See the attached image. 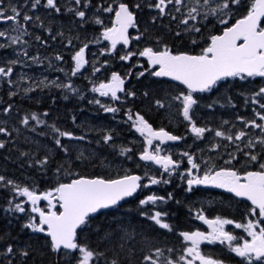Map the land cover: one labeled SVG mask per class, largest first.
<instances>
[{"label": "snow or ice", "instance_id": "obj_1", "mask_svg": "<svg viewBox=\"0 0 264 264\" xmlns=\"http://www.w3.org/2000/svg\"><path fill=\"white\" fill-rule=\"evenodd\" d=\"M38 9L49 10V16L52 13L57 15L62 13L60 0H22V2L0 0V41H2L0 50L12 49L15 56L13 59H0V81L6 82L9 86H16L27 80L29 86L23 89L25 94L35 91L38 87L42 89L53 86L73 94L78 93L79 90L73 86L71 77L82 75L86 67L91 68L93 76L100 73L102 68H106L110 63L109 60H104L97 67L96 63L100 62L97 60L93 63L89 59V54L91 44L107 41L108 44L99 49L100 56L118 58L123 62H131L134 57H142L147 67L144 64H130L124 75L112 71L106 82L93 84L91 92L118 104L126 102L127 98L136 99V91L127 89L125 85L132 78L133 68L139 67L142 70L136 74V79L146 76L156 78L155 84L149 85V88L164 93L162 98L154 99L153 107L157 110H166L170 122L174 112H178L187 122L186 131L193 137V144L196 141L207 140L206 134L209 133L212 134V141L216 138L227 141L228 143L223 145L227 158L221 154L222 145L219 142L212 143L209 149L216 153L218 159L198 155V152L205 151L198 145L197 151L184 150L174 153L164 146L169 142L184 141L187 139L186 136L174 134L164 127L155 128L139 111L134 112L131 108H127L124 110L127 117L124 122L144 138L139 161L145 162L146 169L150 165L158 166V175L149 174V170H145L143 175L125 170L122 175L117 174L113 178L102 175L84 176L69 171L67 174L74 178L63 182L60 177L65 165L58 164L55 168L56 183L53 187L41 191L36 185H22L0 174V188L7 189L11 193L7 207L3 211L15 215L16 219L23 216L21 229L42 235L44 237L42 248L62 256L64 264H99L101 259L106 257V253L93 249L79 239L86 230L90 229L97 214H101L103 210L116 208L121 202L136 197L138 193L154 185H170L173 183L172 176L176 175L183 182L184 191L187 193H193L194 189L200 186L223 189L227 193L234 194L235 197L250 201L251 207L242 221L219 215L209 219L204 215L203 208L198 209L195 212V219L203 221L210 231L179 232V236L187 244L183 248V253L175 259L165 256L161 248L153 250L145 239L144 243L148 250L140 249L143 254L139 264H197V262L225 264L222 259L203 254L201 251L203 243L225 245L231 253L240 258L239 264H264V102H262L264 86L245 96V106L251 104L258 106V109L252 108L253 118L237 116L236 119L242 127L235 132L231 129L236 128L237 125L229 120L221 121L220 128H211L207 125H198L194 119L202 101V97L197 94L212 93L214 89L220 87L221 82L229 78L240 81L264 78V0H111V2L103 0L102 3H94L93 0H65L63 12L70 13L78 19L80 29H84L85 25L95 24L102 26V31L98 36L91 39L86 37L85 40H80L77 35L75 39L80 41L78 48L73 45V40L69 39L66 47L71 46L75 50L70 56L71 61H74V68L69 73H65L68 82H57L59 80L57 78L48 83H46L47 77L33 82L31 77L26 78L23 73H20L16 79L12 78L16 66L30 67L21 57L39 66L43 65L38 55L29 56L27 47L29 42L24 39L25 36L31 35L30 24L32 27L45 28L41 16L36 14ZM145 10H148V18L142 21L140 16ZM104 13L109 14L110 24H105L104 19L101 18ZM165 17L175 21L176 27L173 28L171 24L164 25L162 21ZM230 20L234 22L230 24ZM213 21L224 27L219 33L204 37V31ZM4 25L7 27H2ZM154 27L164 28L165 32L181 41L186 37L191 45L199 48V52L193 54L191 51L174 50L173 46L165 41L163 35H150ZM45 30L52 40L64 35L62 31L53 35L50 27ZM130 30H135L136 34L131 35ZM35 39L42 45H48V41L42 40L39 35ZM142 40L145 41L142 48L133 47V41L139 43ZM118 46H122L123 54L118 50ZM91 55L96 56L95 53ZM45 59L48 60L49 68L55 67L51 58ZM54 59L64 61V56L57 53ZM55 70L65 71L63 68ZM165 78L178 82L183 89L173 95L171 91L162 87L161 81ZM16 95H18L16 91L9 92L10 98ZM141 95L148 98L150 92L144 91ZM64 98L67 99L68 96L65 95ZM223 99L227 105L236 107L230 96ZM89 103L98 105L104 113L114 114L113 118L122 111L121 107L103 103L101 99L95 97ZM217 104H220V100H212L204 107L213 109ZM220 106L223 107L224 104ZM12 109L13 106L9 104L3 109V113L7 115ZM42 115L46 117L48 113L44 112ZM72 119L75 123V117ZM31 121H35L36 125L47 124V121L41 119L35 112L20 119V123L26 128H29ZM229 124L231 128L227 131L222 130L224 125ZM48 127L54 133L56 148L69 161L74 162L70 149L62 143V138L70 141H85L87 137L61 130L55 124ZM248 128L259 129V135L254 137L246 131ZM29 130L35 132L36 127H30ZM13 131L19 132V129L13 128L10 131L3 122H0V135L11 137ZM39 134L47 135V133ZM101 142L105 145L112 142L110 147L116 148L111 131H106L97 141L98 144ZM6 143L5 140H0V149H5ZM230 147L234 150L228 151ZM28 155L27 152H21L22 157ZM119 155L131 160L135 153L130 147H120ZM95 159H99L95 153H89L86 157L83 151L75 157V160L89 163ZM51 160L50 155H45L29 166L38 165L46 172ZM218 160L222 163H218ZM237 164L240 167H237ZM20 197L24 199L19 200ZM168 201L181 203L175 200L172 192L166 195L147 194L138 200L141 209L139 215L153 221L161 229L173 231V226L165 221L169 216L166 210L152 211L148 207L166 204ZM41 202H46V206H41ZM229 225L234 226L235 229H242L246 236L227 230L226 226ZM136 235L135 229L129 230V227L120 222L115 228L106 231L101 239L107 242L115 241V244L112 258L106 260L105 264H134ZM9 239H11L9 233L0 235V264H13V261H16V264L21 262L28 264V258L39 251L31 243L17 248L14 243L7 242ZM167 251L171 253L173 249Z\"/></svg>", "mask_w": 264, "mask_h": 264}, {"label": "trees", "instance_id": "obj_2", "mask_svg": "<svg viewBox=\"0 0 264 264\" xmlns=\"http://www.w3.org/2000/svg\"><path fill=\"white\" fill-rule=\"evenodd\" d=\"M233 22L234 21H231V23ZM221 29L222 27L215 28L212 34L219 33ZM208 33L209 32H207L206 34ZM162 35L164 37H172V35L167 36V34L165 33H163ZM165 41L169 43L170 46H173L175 48L172 42L168 40ZM176 42L177 45H185V43L179 40H176ZM183 50L188 51L187 49ZM103 61L104 60H102V62ZM108 66L113 65L109 63ZM131 79L132 80L127 89L136 91V99L127 98L126 102L122 104H118L117 102L112 103L113 105L122 108L121 112L115 114V118H113L114 114L104 113L101 110V117L99 119V122L97 121L98 126L93 130L88 129L91 124H89L87 120H84L83 117L77 113V109L74 108L78 105H82V102L78 101L77 103H74L75 99L73 98V96H70V102L66 107H60L61 109H64L65 112L53 111L52 117H50L49 119L42 114L37 113L41 115V119L47 121V124L37 126L33 121H31L30 126L27 129L29 130L30 127H36L35 132H32L30 130L28 131L29 134L33 136V138H29L25 135H21L20 138H17L16 135H12L9 139L5 137V141L7 142L5 153H0V174L13 179L14 181L22 185H36L41 191L53 187L56 183L55 168L58 164L65 165L64 171L60 177L63 182H68V180L74 178L73 176L67 174L69 171L78 172L84 176L102 175L105 177L113 178L117 174L122 175L125 170H131L133 173L141 175L144 174L145 170H149V174L158 175L159 169H156L152 166H149V168L146 169L145 165L141 164L139 161V152L143 148L144 141L141 137L137 138L133 128H131L129 124L124 122L127 120V117L124 113V110L127 108H131L134 112L139 111L142 115L145 116L146 119L149 120L150 123L153 124V127L155 128L164 127L174 134L186 136L187 139L191 137L189 140L186 139L184 141H181L177 146L178 148L189 151H197L198 145L200 148L205 149L203 153L198 152V155H204L205 158H207L208 156L217 158L216 153L210 151L209 149L211 148L212 143L219 142L222 145L220 152L225 156V158H227V155L223 148V145L228 143L227 141H221L220 138H216L215 141H212V134L209 133L206 134V136L208 137V139L205 140L206 142L203 140L197 141L195 144H193V137L186 131V121L183 123L185 129L184 132L180 133V131L177 129V122L175 121V119L179 118L178 112H174V115L170 122L166 110H157L155 107H153L154 99L162 98L164 95V93L156 92L155 88H149V85L155 84L154 79L150 78L145 85H143L139 81H134L133 77ZM161 83L164 84L162 85V87L166 90L171 91L173 95H175L177 91L183 89L180 86L172 85L170 83ZM262 86H264V78H253L245 81L228 80L222 82L220 87L218 89H214L212 93L199 95L202 97L200 108H203L201 109V111L203 112H195L194 119H196L198 125H207L211 128H220L221 121L229 120L230 122L237 125L236 128L231 129L233 132H235L240 127H242L236 117L245 116L248 118H253L252 108L255 107L258 109V106L251 104L246 107L244 104L245 96L251 94L255 90H258V88ZM144 91L150 92L148 98H145L141 95V93ZM241 93H244L245 95L242 96L240 95ZM227 96H230L232 98L233 103H235L236 105L235 108L227 105L226 101L223 99ZM212 100H220V104H217L213 109L204 107V105ZM221 104H224V106L221 107ZM22 108L26 111L25 106H22ZM25 111L21 112L20 116L28 115ZM73 117H75V123H73ZM20 119L21 117L14 116V119L12 120V124L15 125L14 127H18L17 125L21 124ZM57 119L64 121L66 124L70 123L68 126L69 131L73 132L74 134L78 136L85 135L87 139L85 141H80V143L84 144L82 145L83 150L81 151L84 152V155L86 157L89 155V153H95V155L98 156L99 159H95L91 163H89L88 161L75 160V157L79 155L81 151L75 152L74 150L72 151L71 148H69L72 160L74 161L72 162L69 161L63 155V153L59 152L54 143V133L52 132L51 128L48 127V125L51 124H55L58 127ZM76 122L78 124L85 125L84 128L88 130H83V132H81L82 130H79L80 127L75 126ZM229 128H231V124L224 125L222 130L227 131ZM106 131L112 132L116 145L115 149L110 147V144L112 142H110L109 145H105L102 142L99 144L97 143V141L100 140V138ZM246 131L251 133L254 137L258 136L260 133L259 129L248 128L246 129ZM39 133H47V135H40ZM40 138L43 139L46 144L55 151V158L50 161L49 165L47 166L46 172L42 170L38 165L32 167L29 166L30 163L35 164V160H38L46 155L45 153H43L41 148L35 147L36 141L41 142ZM67 142L70 144L79 143V141H70L66 138H62V143L66 144ZM120 147L132 148L133 153H135L133 158L129 160L124 156H120ZM233 150L234 149L231 147L228 149V151ZM21 152H27L29 153V155L22 157ZM174 158L176 157L174 156ZM218 163H222V161L218 160ZM137 165H139V167H137ZM236 166L240 167L239 164H237ZM172 181L173 183L170 185H154L149 189H144L142 193H139L136 197L124 202L121 206L109 209L97 215L96 219L92 221L90 229L86 230L79 237V239L82 243L88 244L93 249L106 253V257L101 259L99 264H105L106 260H110L112 258L115 241L107 242L103 241L101 238L106 231L115 228L118 222L122 223L126 227H129V230L135 229L137 233L134 245L136 250V254L133 257L134 264H139V259L143 254L140 249L144 248L145 251L148 250L144 243L145 239L151 245L153 250L155 248H161L164 250L165 256H170L173 259L177 258L183 253L185 241H183V238L179 236V232L192 231V229L200 227L201 225L198 223V220L195 219V212L197 210L195 209L194 194L184 191L185 186L183 185V182L178 178V176L173 175ZM168 192H172L175 200H179L181 201V203L177 204L175 203V201H168L166 204H158V206L148 207L151 208L152 211L166 210L169 213V216L165 218V221L173 226V231L161 229L159 228V226L155 225L153 221H150L139 215L141 209L138 200L140 198H143L145 195L151 193L166 195V193ZM10 195L11 193L7 189L0 188V235L9 233L11 239H9L7 242H12L14 243L15 247L20 248L26 244H29L31 241L26 238H30L33 235L28 234L24 229H21V224L17 221L14 215H11L10 213L6 214L5 212L3 215H1V210H4V208L7 207V200ZM202 208L204 209V211H207V207ZM2 222L3 224L1 225ZM37 237L38 238H36L34 241L38 242V245H33V247L37 248L39 251L35 253L33 257L28 258L29 264H64V258L62 256L52 254V257L50 258L48 256L49 250L40 246L42 245L44 238L42 239L41 236ZM168 249H173V251L169 253L167 251ZM213 255L216 256L217 254L213 253ZM215 258L222 259L221 257ZM230 258L232 257L230 256ZM121 259H123V256L121 257Z\"/></svg>", "mask_w": 264, "mask_h": 264}, {"label": "flooded vegetation", "instance_id": "obj_3", "mask_svg": "<svg viewBox=\"0 0 264 264\" xmlns=\"http://www.w3.org/2000/svg\"><path fill=\"white\" fill-rule=\"evenodd\" d=\"M19 2H22V0H19ZM94 3H102L103 0H93ZM108 2H111V0H108ZM61 6H62V13L60 15H57L55 13H52L51 16L48 15V11L46 9H38L37 13L38 15L41 16V19L45 25V28H40V27H32L31 24L29 26V32L31 35L25 36L24 39L29 42L28 44V53L29 56H40L42 58L41 61H43V65L39 66L35 62L28 60L27 58L21 57V59L25 60L27 64L30 65V67H20L16 66L17 68L15 69L13 73V79H16L20 72L25 74V77H31L33 82H36L38 80H41L45 77H47L46 83L56 80L59 78L57 82L63 81V82H68L67 78L65 76V73H69L72 68H74V61H71L70 56L74 52V48L71 46H67V41L69 39L73 40V45H75L76 48L80 46V41L76 40L75 37L79 35L80 40H85V38H93L94 36H98L99 32L102 31V26L100 25H95V24H88L85 25L84 29L79 28V21L78 19L74 18L70 13H65L63 12V5L65 3V0H60ZM102 19H104L105 24H110V19H109V14L104 13L101 16ZM148 18V10H145V13L140 16V20H146ZM215 21L210 23L207 27V29L204 31V37H207V32L208 29L209 32L212 31V28L214 25L215 28H223L224 26L216 23L214 24ZM164 25L171 24L173 28L176 27V22L175 21H170L169 18L165 17L164 20L162 21ZM231 24V20L229 21ZM212 26V27H211ZM2 27H7V25H4ZM51 28L53 35H55L58 31H62L64 35L57 36L56 40H52L49 36L48 33L46 32V28ZM163 33L167 34V36H170L167 32H165L164 28H153L150 32L151 36H157V35H162ZM131 35H135L136 32L135 30H130ZM39 35L42 40H47L48 45H42L40 42H38L35 37ZM199 36V34H197ZM165 40H168L172 42L175 46L174 50H179V51H185L183 49H187L188 51L194 52L193 54L199 52V48L196 46H193L190 44L188 39L185 37L183 41H181L179 38H176L174 36L172 37H164ZM176 40H179L184 44L182 45H177ZM78 41V42H77ZM2 42V41H0ZM151 41H148L150 43ZM203 43V40L201 41ZM107 41H103L100 44H91L90 45V54H89V59L92 60L93 63H96L98 60L100 63H96V66L99 67L100 64L102 63L103 59H107L110 61V64L113 66H107L106 68H102V71L100 73H96L94 76L91 74V68L86 67L83 70V74H78L76 77H71V82L73 83V86L76 87L79 91L78 93H71V92H66L65 90L62 89H57L54 86L53 87H48V88H40L38 87L35 91L29 92L25 94L23 91L24 88H27L29 86L27 80L24 82H21L19 85L16 86H9L6 82L0 81V119L3 121L7 122L5 124L6 127L9 128L11 131L13 128L19 129V135H16L17 132L13 131L12 135H16L17 138H20L21 135H24L21 131L27 130V128L23 125H18V127H14L12 124V115H16L17 117H20L21 112H24L22 106H25V109L28 115L31 113H44L47 112L48 116L46 118L52 117L53 111L56 112H65L64 109H61L60 107H66L68 103L70 102V96H73L75 99L74 103H77L78 101L82 102V105H78L77 107H74L77 109V113L83 117L84 120H87V122L90 124L91 121H99L100 119V111L101 109L99 108L98 105L91 104L89 101L93 99V97L101 99L102 97H99L98 93H93L91 92V87L93 84H99L102 82L103 75H109L107 79L110 77L112 71H117L120 72L121 75H124L128 69L130 64H144L145 67H147L146 61L142 57H134L133 61L131 63L128 62L129 66L126 67H121L118 66L121 61L118 60V58H113L109 56H100L99 55V49L103 48L105 45H107ZM145 44V41H141L139 43L133 41V47L134 48H142ZM20 47V46H17ZM44 50V51H42ZM118 50L123 54L122 46H118ZM7 51V52H6ZM10 51V52H9ZM54 51V52H53ZM10 53V54H9ZM39 53V54H38ZM61 54L64 56V61H56L54 59L55 54ZM91 53H95L96 56L93 57ZM44 54V55H43ZM9 55V56H8ZM12 56V57H10ZM14 53L12 49H3L0 50V59H13ZM51 58L52 59V64L55 66L54 68H49L48 67V60L45 58ZM31 62V63H30ZM37 65V66H36ZM26 68V69H25ZM30 68V69H29ZM56 68H63L65 71L64 72H59L55 70ZM20 69V70H19ZM32 69V70H31ZM139 67H134L133 68V79L134 81H139L143 85L147 83V81L153 77L146 76L144 78H140L139 80L136 79V74L141 71ZM19 71V72H18ZM23 71V72H22ZM91 78V79H90ZM106 79V80H107ZM252 79V78H249ZM132 79H129V84ZM156 81V79H154ZM239 79H232V81H238ZM85 81V82H84ZM89 81V82H88ZM91 81V82H90ZM81 85H80V83ZM86 87H84V85ZM90 83V84H89ZM92 84V85H91ZM164 85L163 83H161ZM83 87V88H82ZM87 88V89H86ZM183 88V87H182ZM10 91H16L18 92V95L12 96L10 98L9 92ZM36 93V94H35ZM39 94V95H38ZM65 95L68 96L67 99H65ZM34 96V98H33ZM38 96V97H37ZM84 96V99H81L80 97ZM89 96V97H88ZM38 98V99H37ZM88 100V101H87ZM24 101V102H23ZM87 101V102H86ZM105 101H107V104H109V99L106 98ZM11 104L13 106V113H8L5 115L3 113V109L7 107V105ZM29 108V109H27ZM201 109L199 108L196 110V112H200ZM203 112V111H201ZM39 115V114H38ZM16 117V116H15ZM41 117V115H40ZM85 117V118H84ZM177 122V129L182 132L184 129V120H182V116L179 115V118L175 119ZM35 123V121H33ZM78 122V121H77ZM66 124L64 121H61L57 119V124L58 127L61 129H65V127H62V124ZM80 129L86 130L84 127L85 125L80 124ZM69 131V130H68ZM185 129L183 130V132ZM139 134V133H138ZM29 135L31 138L33 136L31 134H25ZM0 140H5V136L0 135ZM194 200H195V209L198 210L200 208V200L203 199L204 203L206 204L207 211H204V215H206L209 219H214L215 216L219 215L225 218L229 219H234L238 221H242L245 219L247 216L248 209L251 207V204L247 201H241L233 196L226 194L224 192H219V191H213V190H205L202 188H196L194 189ZM216 209V210H215ZM225 211V212H224ZM4 214V211L1 210V215ZM11 214V213H10ZM13 215V214H11ZM18 215V214H17ZM15 216V215H14ZM17 221L21 224L24 221V217L20 216ZM3 222L1 223V225ZM227 230L232 231L234 234L240 235V236H246V233L243 232L242 229H235L234 226L229 225L226 226ZM28 234H32L33 236L30 238H26L30 240L32 245H38V242H35L34 240L38 238L37 236H41L42 239L44 238L40 234H33L29 230L24 229ZM195 230H201V231H210L209 228L201 225L200 227H196L192 229V231ZM187 242H185L184 247L186 246ZM42 247V245H40ZM201 251L203 254L211 256L212 258L215 257H221L222 260L225 261V264H239L240 258L236 257L234 253H231L225 245H220L219 243L215 244H208V243H203L201 245ZM213 253H216L217 255L214 256ZM52 252H48V256L51 258L52 257ZM230 256L232 258H230ZM19 257H17V260ZM13 264H16V261H13ZM22 264V262H21ZM29 264V262H28ZM198 264V262H197Z\"/></svg>", "mask_w": 264, "mask_h": 264}, {"label": "rangeland", "instance_id": "obj_4", "mask_svg": "<svg viewBox=\"0 0 264 264\" xmlns=\"http://www.w3.org/2000/svg\"><path fill=\"white\" fill-rule=\"evenodd\" d=\"M214 24H216V22H214ZM213 26V25H212ZM211 26V27H212ZM209 30L210 29H208V32H209ZM101 101L103 102V103H107V101H105V100H102L101 99ZM10 113H13V109H12V111L10 112ZM16 117H17V113H16V115H15ZM14 119V116L12 115V119H11V121ZM0 122H3V125L5 126V124H7V122H5V121H3L2 119H0ZM69 124L70 123H68V124H62L61 126L62 127H65V129L64 130H69ZM91 126L88 128V129H91V130H93V129H95L97 126H98V122H97V120L96 121H91ZM13 126H15V125H13ZM37 126H39V125H37ZM76 127H79L80 126V124H78L77 122H76V125H75ZM88 129H86V130H88ZM22 133L24 132V134H28V132L26 131V130H24V131H21ZM27 132V133H26ZM20 133L19 132H17V134L16 135H19ZM25 136H27V135H25ZM10 137H7V139H9ZM29 138H31L30 136H29ZM40 141L41 142H39V141H36V143H35V147L36 148H41L42 149V151H43V153H45L46 155H50L51 157H52V159H54L55 158V155H54V150L53 149H51L47 144H46V142L43 140V139H41L40 138ZM66 146H68L69 148H71V150L73 151H81V150H83L82 149V145H84V144H82V143H80V141H79V143H73V144H70V143H66L65 144ZM170 150H172L174 153H178V151L179 150H175V148H169ZM52 151V152H51ZM180 152H182V150H180ZM0 153H5V149H0ZM53 153V154H52ZM19 200H23L24 198L23 197H20V198H18ZM200 207L199 208H202V207H206V204L204 203V200L203 199H201L200 200V205H199Z\"/></svg>", "mask_w": 264, "mask_h": 264}, {"label": "water", "instance_id": "obj_5", "mask_svg": "<svg viewBox=\"0 0 264 264\" xmlns=\"http://www.w3.org/2000/svg\"><path fill=\"white\" fill-rule=\"evenodd\" d=\"M259 78V77H258ZM230 79V78H229ZM164 81H167V82H170V83H173V84H177V85H179L178 84V82H175V81H171V80H168L167 78H165L164 79ZM180 86H182V85H180ZM179 142H177V143H173V142H169V144H167V145H172V146H174V145H177ZM141 163H143V164H145V162H142V161H140ZM154 167H156V168H158V166H155V165H153ZM200 188H204V189H206V190H216V191H220V192H225V193H227L225 190H223V189H217V188H212V187H205V186H200ZM228 194H230V195H232L233 197H235L234 196V194H231V193H228ZM133 197H131V198H128L127 200H130V199H132ZM236 199H238V200H242V201H247L246 199H243V198H239V197H235ZM126 200V201H127ZM125 201H123V202H121V204L122 203H124ZM247 202H249L250 203V201H247ZM45 204L46 205V202H41V204ZM251 204V203H250ZM120 206V205H119ZM118 207V206H117ZM108 210V209H107ZM103 211H106V210H103ZM102 211V212H103ZM200 221V220H199ZM202 224H204L203 223V221H200ZM204 225H206V224H204ZM207 226V225H206Z\"/></svg>", "mask_w": 264, "mask_h": 264}, {"label": "bare ground", "instance_id": "obj_6", "mask_svg": "<svg viewBox=\"0 0 264 264\" xmlns=\"http://www.w3.org/2000/svg\"><path fill=\"white\" fill-rule=\"evenodd\" d=\"M89 39V38H88ZM78 42V41H77ZM42 51H44V50H42ZM7 52V51H6ZM10 52V51H9ZM54 52V51H53ZM10 54V53H9ZM39 54V53H38ZM44 55V54H43ZM9 56V55H8ZM10 57H12V56H10ZM40 57V56H39ZM15 58V57H14ZM40 58H42V57H40ZM31 63V62H30ZM44 63V62H43ZM37 66V65H36ZM17 68V67H16ZM121 68V67H120ZM26 69V68H25ZM30 69V68H29ZM20 70V69H19ZM32 70V69H31ZM19 72V71H18ZM23 72V71H22ZM21 73V72H20ZM91 79V78H90ZM85 82V81H84ZM89 82V81H88ZM80 83V82H79ZM90 84V83H89ZM80 85H81V83H80ZM83 85H84V83H83ZM92 85V84H91ZM84 87H86L85 85H84ZM83 88V87H82ZM87 89V88H86ZM36 94V93H35ZM39 95V94H38ZM38 97V96H37ZM84 97V96H83ZM89 97V96H88ZM33 98H34V96H33ZM38 99V98H37ZM84 99V98H83ZM88 101V100H87ZM86 101V102H87ZM24 102V101H23ZM20 117H22V116H20ZM85 118V117H84ZM19 122V121H18ZM99 122V121H98ZM22 125V124H21ZM20 125V126H21ZM89 125V124H88ZM18 126V125H17ZM28 130V129H27ZM184 130V129H183ZM183 130H182V132H183ZM29 131V130H28ZM102 131V130H101ZM24 133V132H23ZM27 133V132H26ZM187 133V132H186ZM183 134V133H182ZM25 135V134H24ZM186 135V134H185ZM100 136V135H99ZM28 137H29V135H28ZM35 137V136H34ZM37 137V136H36ZM191 138V137H190ZM189 138V139H190ZM25 139H26V137H25ZM29 139V138H28ZM130 139H132V138H130ZM189 139H187V140H189ZM192 140V139H191ZM205 141V140H204ZM133 142V141H132ZM131 142V143H132ZM189 142V141H188ZM197 142V141H196ZM206 142V141H205ZM190 143V142H189ZM188 146V145H187ZM189 147V146H188ZM192 149V148H191ZM194 149V148H193ZM97 150V149H96ZM180 151V150H179ZM52 152V151H51ZM53 154V153H52ZM216 210V209H215ZM225 212V211H224ZM23 241V240H22Z\"/></svg>", "mask_w": 264, "mask_h": 264}]
</instances>
